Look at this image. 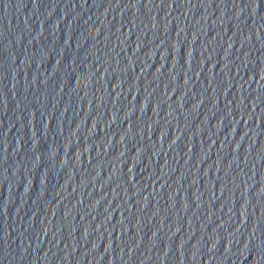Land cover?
Returning a JSON list of instances; mask_svg holds the SVG:
<instances>
[{"label":"water","instance_id":"obj_1","mask_svg":"<svg viewBox=\"0 0 264 264\" xmlns=\"http://www.w3.org/2000/svg\"><path fill=\"white\" fill-rule=\"evenodd\" d=\"M0 264H264V0H0Z\"/></svg>","mask_w":264,"mask_h":264}]
</instances>
